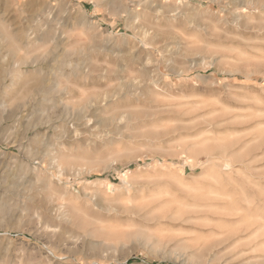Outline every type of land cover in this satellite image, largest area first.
Wrapping results in <instances>:
<instances>
[{
    "label": "rangeland",
    "instance_id": "rangeland-1",
    "mask_svg": "<svg viewBox=\"0 0 264 264\" xmlns=\"http://www.w3.org/2000/svg\"><path fill=\"white\" fill-rule=\"evenodd\" d=\"M0 264H264V0H0Z\"/></svg>",
    "mask_w": 264,
    "mask_h": 264
},
{
    "label": "bare ground",
    "instance_id": "bare-ground-1",
    "mask_svg": "<svg viewBox=\"0 0 264 264\" xmlns=\"http://www.w3.org/2000/svg\"><path fill=\"white\" fill-rule=\"evenodd\" d=\"M192 220V219H191ZM190 221V220H189Z\"/></svg>",
    "mask_w": 264,
    "mask_h": 264
}]
</instances>
